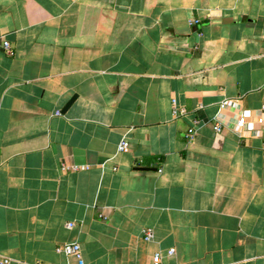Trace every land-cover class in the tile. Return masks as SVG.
<instances>
[{
    "label": "crops",
    "instance_id": "1",
    "mask_svg": "<svg viewBox=\"0 0 264 264\" xmlns=\"http://www.w3.org/2000/svg\"><path fill=\"white\" fill-rule=\"evenodd\" d=\"M262 104L264 0H0V261L264 264Z\"/></svg>",
    "mask_w": 264,
    "mask_h": 264
},
{
    "label": "built area",
    "instance_id": "2",
    "mask_svg": "<svg viewBox=\"0 0 264 264\" xmlns=\"http://www.w3.org/2000/svg\"><path fill=\"white\" fill-rule=\"evenodd\" d=\"M3 46H4L5 50H8L9 45L7 42H4ZM228 106H229V101H222L221 103H219L218 113H221L222 111H226ZM260 111L264 115V104H262ZM183 114H184V110L183 109H177L175 107V102L172 101V115L174 117H177L178 115H183ZM235 115H236V118H235V122H234L233 127L235 128V131H241L246 126V120L240 112L235 114ZM256 123L261 125L264 123V119L262 117H258L256 119ZM193 124L196 125V124H198V122L194 121ZM223 127H224L223 121H221L219 118L215 117L213 125H212V129H213L214 133L215 134L221 133L223 130ZM193 132H194L193 128H190L187 130V135L190 136L193 134ZM127 151H128V143L125 140L120 141V143L116 147V153H126ZM61 169L74 171V170H77V167H75V166L68 167L66 165H62ZM73 226H74V223H67L66 224L67 229H71ZM142 235H143L144 240L148 241L152 237V232L150 229H144V230H142ZM56 252L63 254L67 257H74L77 261V264H84L81 247L78 243H65L61 246H58L56 248ZM172 255H173V251L168 250L167 256H172ZM161 260H162L161 254L159 252H156L152 258V264H161ZM8 263H9L8 259H2L0 261V264H8ZM34 264H37V263H34Z\"/></svg>",
    "mask_w": 264,
    "mask_h": 264
},
{
    "label": "water",
    "instance_id": "3",
    "mask_svg": "<svg viewBox=\"0 0 264 264\" xmlns=\"http://www.w3.org/2000/svg\"><path fill=\"white\" fill-rule=\"evenodd\" d=\"M74 97L70 100V102L67 104L66 107H68L71 102L73 101ZM137 171H156L157 169H152V168H141V167H138L136 168Z\"/></svg>",
    "mask_w": 264,
    "mask_h": 264
}]
</instances>
